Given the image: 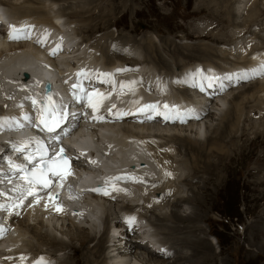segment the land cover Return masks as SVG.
Segmentation results:
<instances>
[{"label": "bare ground", "instance_id": "obj_1", "mask_svg": "<svg viewBox=\"0 0 264 264\" xmlns=\"http://www.w3.org/2000/svg\"><path fill=\"white\" fill-rule=\"evenodd\" d=\"M19 1L20 2L16 3V1L13 2L11 0H0V9L2 11H4L6 14L12 15L14 18L16 17V19L17 20L19 19L20 21L25 22L26 20L31 19L34 21L36 20V23L42 22V23L50 24L51 29L53 31H46V30H44V28L37 30L36 27L33 26V28L22 29V30H14L13 27H9V33L8 34L1 35V33H0V101H2L3 104H5L6 102H10L9 106L14 103L15 99H13L12 101L8 100V97L6 98V95L4 97L3 92L8 93L12 90V92L16 96H18L17 99L22 98V100H24V97H23L24 93H28V92L34 93L33 91H35V88H33L32 86H26V87L23 86V85H25L24 83H22L23 85L21 86L17 82V79H19V78L17 77V75H15L16 73H22L23 72L21 67H23L22 66L23 61L25 60L24 58H26V56L32 58L31 64H33V65H35L38 62V60L41 59V61H42L40 63L41 68H46V67L42 66L43 62L49 63L50 64L49 66L51 67L52 71L56 74V76L59 73H62V71L59 70V68H57L58 64L54 62L53 57H49L48 54L46 53V51L44 50V48L35 43V39H43L44 41L46 39H49L45 42L46 43L45 47L47 49H49L51 47V44H53V43H59L60 45H62V48H64L65 44H67L69 41L75 42L77 39H75V37H73V35L70 34L68 31L67 32L64 31L66 28L64 30L63 29L61 30V27L63 25L62 23H64V22H61L62 25L60 24L61 26H60V28H58L56 25L53 26V24H54L53 19L55 18L58 21V19L61 17L60 14L63 15L64 13L66 15H69V16L75 15L76 12H77V14L88 13L89 14L88 20H90V23H91L92 20L90 18H91L92 12H91V9L89 8V6H91V4L98 3L99 0H86L83 2V4H81V7H79V8L74 6L71 2H69L70 4L68 3V6L66 4V6H63L61 9H59V11L55 12L56 13L55 15H52V16H50V14L52 12L49 13L52 8L51 9L48 7H47L48 9L45 8L43 5L44 1H43V3L39 2V0H19ZM53 1H56V0H53ZM203 1H205V0H203ZM66 2H68V1H66ZM228 2H230V1L225 0L223 3L220 1L218 3L216 1L215 2L216 4L214 6V7H216L217 4H219L220 9L218 12L220 13V15H221V13L223 15V17L222 16L219 17L220 18L219 21H222L223 23L229 22L231 17L233 15H235V12H236L235 8H234L235 12L233 11V6H232L231 2H230V5H228ZM212 3L213 2H210V1H205V4L199 3L198 7L195 9H198V10L202 9L205 5L210 6ZM32 4H34L35 7ZM24 5L27 8H28V6L30 8L24 9ZM17 7L19 9H17ZM77 8L80 9L81 11L79 12L78 10H76ZM67 9H70V12ZM73 10H76V12H74ZM254 10L251 11L252 15H250V13L248 14V18H247L248 21L252 22V20H255L259 15L264 13L258 9H256V10L259 13L256 10L255 11ZM109 12L110 11H107L103 17L108 18V16H110V14H108ZM16 13L19 16H17ZM28 22L29 21H27L25 23H28ZM26 32H28V33L32 32L33 37L31 39H28V37H25L21 41L10 38V33L16 35V34H25ZM260 32L264 33V26ZM232 35H231L232 39L230 38L231 41H233V39H235L234 38L235 36L232 37ZM244 37L245 36L243 35L242 38H244ZM87 38H89V37H87ZM245 38H247V37H245ZM133 41H134V39H133ZM150 41H152V40H150ZM128 42H131V40L129 38H128V40H124V42H121L120 46L123 47V45L128 44ZM148 42H149V40H148ZM63 43H64V45H63ZM142 44L140 45V48L146 53L145 55H147L148 58L153 57L155 59V61L157 60V62L159 64L164 65V66H168L167 65L168 61L166 60V58L162 52V49H161L162 47L158 46L156 43H154L156 45L148 43L150 45H154V47H152L150 45H148L150 47H147V42L142 43ZM229 44H232V43L229 42ZM170 45H171L170 43L168 44V42H166V46L169 47V50L172 51L173 55H175V53L177 51L179 52V55L185 54L186 47H182L181 45H174L172 47V45L171 46ZM95 47H97V45H95ZM106 47H107V45H105L103 48V50H104L103 54H102L103 57L105 55L104 53H105ZM191 48H192L191 46H188V48L186 50L189 51L191 54L196 53L197 55H203V58H201V59L204 60V62H203V64L199 63L200 65H199L198 69L201 70L202 65H203V77H204L203 81H205V82H212L211 77L215 73H220V72H225V71L227 72V71L232 70V68H230V67L238 68V69L246 68L247 70L248 69L250 70L253 68L257 69L261 64H264V52L257 53L255 55L256 57H253L255 59V61H252L253 58L250 61L248 59L246 60V59H243V57H240L242 59H240V61H238L239 63H237L236 61L228 59V57L231 56V54H229V53L224 57V59L220 60L219 58L221 56L218 53H221V52H219L220 50H218L217 48H214L213 46H209V47L197 46V47H194V49H192V50H191ZM79 50H80V48H79ZM166 50H167V48H166ZM234 50H235V48H234ZM236 50H238V49L236 48ZM75 51H77V50H75ZM224 51H227V50H224ZM70 52H71V49L70 50H64L63 49L62 51H58L56 53V55L59 56L58 58L63 59V61L61 60L62 62H60V63H64L63 65H66V66H64V71L66 73L69 71H71V72L73 71V70H71L72 66H69L70 62L68 61V57H69ZM87 55L88 54H86V56ZM86 56H84V57H86ZM198 57H200V56H198ZM90 59L91 58L89 57V60ZM96 59H98V58H96ZM96 59H94V60H96ZM226 59H228V60H226ZM107 60H108V58H105V61H107ZM58 61H60V60H58ZM115 61H117V60L111 58L110 60H108L105 63L114 64ZM210 61L215 62L216 64L218 62L219 65L217 64V67H215V68H217V69L221 68V69L211 71L210 68H208V66H209L208 64L209 63L213 64V63ZM80 62H85V61L81 60ZM90 62H92V60H90ZM137 62H140V61H137ZM137 62H131L134 64H130L131 67L129 69L135 70V71H133V73H127L128 72L127 69H125L123 71L124 74H127L131 78H133L134 82L131 84L129 81H126L123 79L122 86H121V88H119V90H117V92L123 93V92H127V91L132 92L133 90L134 91L136 90L137 96H138V102L146 103L148 101H156L158 95L150 87L151 84L148 82V76H151L153 78H158V77H160V74H162L163 80H165V79L170 80L171 78L175 77V81L178 82V85L173 86V84H168L171 88L168 89L166 86H163V90L164 91H169V90L173 91V92H175V98L176 99H177V97L179 98V96H181L182 98L186 99L187 102L194 104L192 106L195 107V110L197 113L207 112V119L205 118L206 121L203 122L204 127H205V123L207 121L210 122V121L216 120V122H214V125L209 124L210 126L205 127V128L209 129V131H208L209 134H207V135L205 132L206 129L203 127V125H201L200 122H198L199 120H197V121L194 120L196 122H194V121L191 122V120L185 121V123L188 122L187 124H190V126L188 125V127H187L189 133L193 132L195 134L194 137H191L188 135H181L180 133L178 134L175 132H170L168 129H167L168 130L167 131V130H165L164 127L157 126V124L161 125V122L159 120L156 121L154 119L151 122H154V124L156 123V126L155 125H152V126L157 127V128H150L151 127L150 123H145L144 121L140 122V124L143 127H146L148 130H151L150 132L140 133L139 131L135 130L134 128H131L129 126H125V124H124L125 122H124V123H122V125H124V127L122 126V128L120 129L121 132L118 130L121 133V136L119 137V139H117V137H114V135L112 137V140L115 141L116 146L118 145L117 148L115 149L116 154L128 155L132 151V149H138V151L134 152L132 156H136L138 159L143 158L144 157V153H143L144 148L141 146V142H143V144H145V146H146V149L148 148V150H150L152 152V157L155 158L154 160L156 162L160 161L159 162L161 165L160 166V177L158 179H156L157 182L154 186H157L162 181H164L163 182L164 184L162 183V186H159L161 188H159V187L156 188V190H155L156 192H154V194H148L147 195L145 207H143V206L141 207L142 211L144 212L141 215L144 216L146 218V220L149 222V224L151 225V229H150L151 232L149 234V237H152L155 235V238L158 241H160L161 244H164V245H162L163 247H168V250L166 249L163 252H154L151 249H149L146 245H142L139 243L132 242L131 241V232H129L131 227L124 225L123 222L120 223V221L118 219L119 216H118L116 210H120L121 205L119 207H116V208L112 204H106L105 202H104V204L99 205L100 203H98V202L101 201L102 199H98L94 195L85 194V195L81 196L78 192H76L70 188L71 187V186H69L70 184L68 185L69 186V188H68L69 193L71 195H75L78 197L77 200L72 203V205H74L80 211H85L84 204L88 205L89 208L87 210H88V213L93 215V219H92L93 221H86L85 223H83V222L80 223V222H77L76 220H74L72 218H67V217H62V216H59V217L55 216L56 217L55 218L53 216L45 214L47 209H44L43 207L36 206L32 210L31 209H28V211L23 210V211H26L25 216L29 222L33 218H34V221L37 220L38 217H35L36 215H41L40 216L41 218L36 221L38 223L36 225H39V226H37L36 228H32V227L28 228V226H27V228L25 229L24 235L27 233L29 235H32L33 238L35 237V239L37 237L38 239H40V241L42 242L43 245H51V246L56 247V249H58V250L68 249L71 246H74L73 242H75V240H76V242L78 241L80 244L79 247H76V248L71 247L70 248V249H74V250H73V255H72V261L69 264H139L138 259H140L139 260L140 263H144V264H165L166 262H168L166 259L168 256L166 258H165V256L168 254H171V253H174L173 259L177 263L179 261H180V263H182V262H187L190 260L191 261V263L189 261L190 264H216V259H215L216 254H212V255L203 254V253H208V254L211 253V245H210L209 239H207L208 237L206 238V236L203 235V231H202V228L199 226V223L196 224L197 222L201 221L202 218H204V216L206 214V211L202 212L203 209L208 208V207H206V203H208L207 199L210 196V193H209V187L207 185L208 184L207 181H209L210 177L214 178V181L216 182V184L219 185L220 188L222 189V187L224 186L225 183H226L225 184L226 186L229 183L228 177L230 175L231 169L233 168V164H236V166L237 165L243 166V164H244V166L246 168L248 163H250V161L254 158V160H252L251 167L249 168V170H247L246 173H247V176H249V178H250L249 183L252 185V189L258 192L259 197L261 198L260 200L264 199V156L256 155V154L249 153V152L245 155V153H244V150L246 148H248L246 142H249L250 146H254L257 143V139H260V138L264 139V113L259 114V112H257L259 115H258V118H256V121H254V122H252L253 120H249V118L246 117V116H248V115H246L248 108L251 110L254 105L259 106L260 104H264V94H263L264 93V82H262L261 80H256V79L252 80L248 84H243V86H240L234 92L231 90L232 91L231 95L228 93L227 96H224L225 94L223 95L221 93H217V94L213 95V97H217L216 99L220 102V103H218V102L213 100V97H210L209 99H204L203 94L197 93V91L192 89L189 85H185V84L192 83V80H188L187 77L183 76V75H185V72H187L188 69L192 66H184L185 70L181 71V70L177 69V71L175 73H172L173 70L170 66L167 68L164 67L166 71H163V72L155 71L156 67L153 66V63L151 60H150V62L152 63V68L151 67H149V68L152 70H149L148 66L145 64H142V63H141L142 64L141 66H137L136 64H139ZM234 62L237 64H233ZM27 63H29V61H27ZM195 63H193V64H195ZM221 64H225V66L224 65L222 66ZM204 67H206V68H204ZM161 68H163V66ZM143 71H145V72H143ZM183 71H185V72H183ZM154 72H157V73L155 74ZM12 75H15L16 81H8L9 79L4 80L2 78V76H5V77L9 76L12 78ZM259 75L264 80V74H259ZM182 80H185V81L182 82ZM193 82H195V80ZM242 82H244V81L241 80L239 82L240 85L242 84ZM239 83L236 84V87ZM11 85H14L13 89L10 88ZM158 86H159V84L156 87H158ZM191 86H193V85H191ZM229 88H231V86L228 87L223 92L225 93L226 91H229L230 90ZM233 89H235V87ZM174 90H177V91H174ZM235 92H237L239 97L241 95H243L245 97V98H243V101H241L242 105L240 106V105H237L236 103L235 104L232 103L231 105L228 104L229 106H227L225 101L230 99L228 97L232 96ZM253 92H255V93L253 94ZM218 95H219V97H218ZM220 95H223V96H221L222 98L220 97ZM196 96L198 98L197 100H195ZM238 96H236V97H238ZM70 97H72V95H68V98H70ZM236 97L234 99H236ZM212 102H213V104H212ZM204 104H206V105H204ZM207 104H208V107H207ZM209 104H210V107H209ZM207 108H209V109H207ZM2 109H3V105H0V112ZM25 109H29V107L26 105ZM225 109H226V111H225ZM243 110H244V116H243L244 121H246L248 125H250V122H252L251 125L249 126L250 128L253 127L254 124H259V123H260V127L262 126V128L260 130H254V131L249 130L252 132L251 134H254L253 138L250 137L251 135H249V133L247 132L248 130L246 127L238 129V127H239L238 123L240 121V114L243 112ZM210 112H213L214 116L212 114H210ZM130 119H132V118H126L124 120L129 121ZM124 120H122V121H124ZM165 122L168 124L169 123L174 124L177 122V120H173L171 122H167V121H165ZM166 123H164V124H166ZM119 124L120 123L101 124V125H98V127H99V129H102V130L103 129L109 130V129H114L115 126H117ZM177 125H175V127H177ZM230 125L234 126L233 131L230 129ZM169 127L173 128V126H169ZM254 129H256V128H254ZM26 131H31V130L26 129ZM88 132H90V131H88ZM18 133L21 134L22 131L18 132ZM78 135L76 136V139H78ZM3 137H4L3 134H1L0 139H2ZM134 138L138 139L140 141H138V143H137ZM144 141H146V142H144ZM150 141H153L154 143H156L155 148L152 146H149ZM175 141H178L181 145V148L184 149V157L185 158L181 161V163L184 161L183 167L185 168L186 172L188 171V173L185 176H183V178H182V174L179 175L178 170H173V166H172L173 164L171 163V161H169L166 158L162 159L159 157L158 146H161L159 144H162L163 146H165V148L163 146H161L160 150H162V152H163V149H164V153L167 154V156H168L171 153V150H169L167 148V144H169V142L171 144H173V142H175ZM96 142H97V144H102L98 140H96ZM2 145H3V142L0 141V147H2ZM105 148H107V147H105ZM174 149H175V145H174ZM237 154L240 155V157L234 161L233 158ZM112 157H113L112 155L108 157L106 153L104 155H102L101 157L98 156L96 158V161H97L96 165H98L99 163H108L107 160H113ZM214 157L217 158V160L216 159L212 160ZM257 157L262 158V160L259 161V162H261V164H258L256 162ZM249 158H251V159L249 160ZM114 159H117V157H114ZM88 172H89V174L85 178L88 180L86 183L93 187V185H95V184H94V179L91 177H94V175L91 173L94 171L90 170ZM198 176H199L200 180L202 181V183H201L203 185L202 187H204V189H205V191H203L204 193L201 192V194H197V192H196L197 190H196L193 194L194 195V201L198 205V210L201 211V213H196V214H199V216L191 217V215L189 213L187 215L183 216V214L182 215L179 214V210H177V209L172 210L170 213H164V211L161 212V210L158 211L159 207L161 206V205H159V203H160L159 199H163L164 195L168 192L172 193V192L177 191L178 187L175 186L176 181H179L180 183H183L184 181H186L187 184L191 185V184H193V182L189 179V177L194 178V177H198ZM197 187H199V186H197ZM174 189H175V191H173ZM76 193H78V194H76ZM258 194H256V195L258 196ZM256 195L254 197H256ZM217 197H218L217 194L215 196H213L211 206H212V204L214 205V200L217 199ZM152 198L156 199V201H153ZM191 198H193V197H191ZM191 198L190 197H183V196H179V195H176V196L173 195L171 198H168V199L166 198L167 200H165L162 204L166 205L165 202H167V204H169V203L173 202V199H174V205L181 206L182 203L187 202V200H189ZM85 200H88L90 203L87 204V203L80 202V201H85ZM92 200H93V202L91 203ZM102 201H107V200H102ZM111 205H112V207H111ZM263 205H264V203H263ZM124 207H126L130 210H132V208H133V207H130L128 205H125ZM101 209L104 211L103 216L100 213ZM262 210H264V209H262ZM110 211H113V212L110 213ZM85 216L88 217V214L85 213ZM82 217L84 218L83 215H82ZM101 217H102V227L99 228V223H100ZM12 219L13 218H11L10 221ZM24 219H25V217H24ZM59 219L64 221V224L66 221H68L67 224L69 225V227L72 228V231L69 230L70 233L67 230L66 231L64 230V232H61V234L58 233V231H60V230H58L56 225L53 223H58ZM115 220H118V222H117L118 225H116V226L114 225L116 228H114L112 226V222ZM49 221L50 222L54 221V222L50 224ZM165 221H169L170 223H168V222L165 223ZM29 222H27V223H29ZM12 224H13V222H12ZM17 224L19 226H21V224L19 222H17ZM26 224H24V225H26ZM153 226H154V230L158 226L157 233L155 231L153 232ZM263 226H264V214L263 215H256L254 217L252 225L251 226L248 225V229L250 230V234L244 233L245 237H246L245 239L250 244V247L248 246L249 248L246 251V254H249V258L251 259V261L253 260V256L256 259L257 255H261L258 257H262V259H264V239H262V236H261L262 233H264V227ZM117 227H118V229H117ZM0 228L5 230V227H3V226H0ZM12 228L13 229L15 228L14 225H11L10 228L8 229V231ZM61 228H63V227H61ZM18 229L20 231L21 228H18ZM251 230H252V232H251ZM246 231H248V230H246ZM75 232H80V233L75 234ZM133 232H135V231H132V233ZM200 233L202 235H200ZM10 234H12V233H9L8 235H10ZM19 234H21V233H19ZM6 235H7V233H5L2 236V238H0V246H5L7 248L8 247L7 243H9V242L4 240V238H6ZM64 235L66 237H64ZM157 235H163V236L161 239H159ZM76 236H78V238H76ZM192 236H197L199 238H198V240H192V241L188 240V237L191 238ZM200 237H202L203 241L201 240ZM11 239H13V238H11ZM217 241H218L217 243H219L218 237H217ZM10 242H11V240H10ZM31 242L33 244V241H31ZM31 242H30L29 247L32 245ZM26 245L25 246L28 247V244H26ZM9 247H10L9 248L10 250H15V249H11V244ZM12 247H13V245H12ZM184 247L190 248V252L189 253H183L182 248H184ZM6 248H5V250H6ZM9 249H7V250H9ZM29 249H30V251H29ZM29 249L28 250L26 249L27 251H22V250L18 251L17 250V251H15V253H12V254L10 252H6V254L8 253V254H10L9 256H11V257H9L11 259L9 262H12V261L15 262L16 261L15 264H31L32 259L43 258V260H45V263L47 262L46 264H51L50 261H47L45 259L46 255H44L42 252L41 253L39 251L34 252L33 249L31 252V248H29ZM199 249H201L202 251L201 252H194V251L199 250ZM34 250H35V247H34ZM143 250L146 251V253H148L147 256L143 255L145 253V252H143ZM251 250L254 252H251ZM115 252H121V253L125 252V255H127V253H129V254L132 253V255H130V256H133V258H135L136 262L133 260V258L131 259V261L128 259L126 261H124V260L114 261V257L116 256ZM1 255L2 254H0V256ZM87 255H89L88 256L89 258L87 257ZM117 256L120 257L119 255H117ZM6 258L7 257H5L4 259L2 258V260L0 258V262L5 260ZM169 258H170V256H169ZM119 259H121V258H119ZM66 262H68V261H66ZM3 263H5V262H3ZM262 264H264V263H262Z\"/></svg>", "mask_w": 264, "mask_h": 264}, {"label": "rangeland", "instance_id": "obj_2", "mask_svg": "<svg viewBox=\"0 0 264 264\" xmlns=\"http://www.w3.org/2000/svg\"><path fill=\"white\" fill-rule=\"evenodd\" d=\"M11 1H13V2L16 1V3L20 2L19 0H11ZM43 1H44V3H43ZM66 1H68V2H66ZM84 1H86V0H65V1L64 0H61V1L60 0H56V1L39 0V2L43 3L45 8H47V7L50 9L52 8L51 9L52 11L50 10V12H49V13L52 12L50 14V16L55 15L56 14L55 12L59 11V9H61L63 6H66V4L68 6L69 2H71L74 6L79 8V7H81V4H83ZM205 1H210L213 3L210 6L205 5L202 9H199V10L195 9L198 7L199 3L205 4ZM205 1H203V0H99L98 3H94V4H91V6H89V8L91 9V12H92L91 13L92 15L90 18L92 20L91 23H90V20H88L89 14L88 13L77 14L76 10H78L79 12L81 11L80 9L77 8L76 10H73L74 12H76L75 15L69 16V15H66L64 13L63 15L60 14L61 17L58 19V21H57V19L54 18L53 20H55V21H54L53 26L56 25L58 28H60V26L63 24L61 27V30L62 29L64 30L66 27H69V28H66L64 31H66V32L68 31L70 34L73 35V37H75V39L80 40V42L73 49H71L69 57L71 56V54L75 50H77L73 54L80 52L78 58H82V61L89 60V57L91 58L90 60H92V61H96V62L98 61V62H102V63L107 62L111 58L115 59V60L120 59V60H124V61H128V59H130V61H128V63L140 61L137 63H139V64L145 63V65L148 66L149 70H151L149 67L152 68V63H153V66L156 67V71H161V72L166 71L165 68H167L169 66L173 70L172 73H175L177 71V69H179L181 71L185 70L184 66H192V64L195 62L203 64L204 60L201 59V58H203V55H197L196 53L191 54L189 51L186 50L188 48V46L192 47L191 50L197 46H202V47L203 46L204 47L205 46H207V47L213 46L214 48H217L218 50H220L219 52H221V53H218L221 56L219 58L220 60L224 59V57L229 53V54H231V56H229L228 59L236 61L237 63H239L238 61H240V59H242L240 57H243V59H246V60L248 59L251 61L253 57H256L255 55L257 53L264 52V33L260 32L264 26V13L259 15L260 17L258 16L255 20H252V22L248 21V19H247L248 14L250 13V15H252L251 11H253L254 9L255 10L258 9V10H261L262 12H264V0H228L231 2L232 6H233V11L235 8L236 12L234 11L235 12V15H233L234 17L232 16L231 19L229 20V22H227V23H223L222 21H219V19H220L219 17H221V16L223 17L222 13L220 15V13L218 12L220 9L219 4H217V6L214 7L216 4L215 3L216 1L218 3H219V1L223 3L225 0H205ZM230 2H228V5H230ZM32 5L35 7L34 4H32ZM26 8L27 7L24 5V9H26ZM28 8H30V7L28 6ZM17 9H19V8L17 7ZM67 10H69V12H70V9H67ZM107 11H110L108 13V14H110V16H108V18L107 17L105 18L103 16L105 15V13ZM17 16H19V15L17 14ZM61 20H63L64 23L61 24V22H60ZM231 35H232V37L235 36L234 37L235 39H233V41H231V39H232ZM243 35L247 38H245V37L242 38ZM87 37H89V38H87ZM128 38L131 40V42H128V44L123 45V47L120 46L121 42H124V40H128ZM228 38L229 39L231 38V39L229 40ZM133 39H134V41H133ZM148 40H149V42H148ZM150 40H152V41H150ZM145 42H147V47H150V46L154 47V45H156V44L158 46L162 47L161 49H162V52H163L166 60L168 61L167 62L168 66L161 65L157 62V60L155 61V59L153 57L148 58V56L145 55L146 53L140 48V45L142 43H145ZM166 42H168V44L170 43L172 45V47L174 45H181L182 47H186L185 54L179 55V52L177 51L175 53V55H173L172 51L169 50V47L166 46ZM229 42H231L232 44H229ZM148 43H151V44L156 43V44L150 45ZM95 45H97V47H95ZM105 45H107V47L105 48V53H104L105 55L103 57L102 54H103V51H104L103 48ZM148 45H150V46H148ZM79 48H80V50H79ZM121 48L131 51L132 55H130L127 51L123 52V54L120 53V51L118 49H121ZM166 48H167V50H166ZM234 48H235V50H234ZM236 48L238 50H236ZM224 50H227V51H224ZM83 54H85V55H83ZM86 54H88V55L86 56ZM84 56H86V57H84ZM124 56H127L128 59H125ZM136 56H138V57H136ZM198 56H200V57H198ZM96 58H98V59H96ZM105 58H108V60L105 61ZM94 59H96V60H94ZM228 59H226V60H228ZM150 60L152 61V63L150 62ZM252 61H255V59L253 58ZM210 62H212V61H210ZM212 63L213 64L209 63L208 65L210 67H213V68L217 67L218 62H217V64L215 62H212ZM237 63L234 62L233 64H237ZM62 64H64V63H62ZM106 64H108V63H106ZM132 64H134V63H132ZM221 65L225 66V64H221ZM162 66H163V68H161ZM255 79L261 80L262 82H264L263 78L258 79V77L254 76L251 79L242 82L241 85H237V87L234 86L235 89H233V87L229 88L230 90L228 89L229 91H226L227 93L225 92L224 93L225 95L224 94L223 95L227 96L228 93L231 95L232 91L234 92L240 86H243V84H248L249 82H251L252 80H255ZM174 91H177V90H174ZM237 92H235L232 96H229L228 98H230V99L225 101L227 106L231 105L232 103L233 104L236 103L237 105H240V106L242 105L241 101H243V98H245V97L243 95H241L239 97ZM254 93L255 92H253V94ZM223 95H220V97ZM235 95L238 97H236ZM218 97H219V95H218ZM235 97H236V99H234ZM195 98H196L195 100L198 99L197 97H195ZM210 104H209V106H210ZM212 104H213V102H212ZM225 111H226V109H225ZM257 112H259V114L264 113V104H260L259 106L254 105L251 110L248 108L247 114H246L248 116H246V117H248L249 120H253L252 122H254V121H256V118H258V115H259ZM210 114H212L214 116L213 112H210ZM243 116H244V110L240 114V121L238 123L239 124L238 129L246 127L248 130L247 132L249 133V135H251L250 137L253 138L254 134H251L252 133L251 131L260 130L262 128V126L260 127V123L254 124L253 127H251L252 128L251 129L249 126L251 125L252 122H250V125H248L247 122L244 121ZM205 118L207 119V112H204V114L200 118L201 120L199 119L200 123H201V125H203V127H204L203 122L206 121ZM126 121H128V120H124L120 124L125 122L124 123L125 126H129L131 128H134L135 130L139 131L140 133H147V132L151 131V130H148L146 127H143L140 123H135L134 121H131V122H126ZM214 122H216V120L210 121V122L207 121L205 123V127L210 126L212 124L214 125ZM187 123L188 122H186V123L184 122L181 124L178 123V125L177 124L170 125V126H173V128H170L169 126H162V127H164L165 130L168 129L170 132H175L178 134L180 133L181 135H188V136L194 137L195 134L193 132L189 133L187 127H188V125L190 126V124H187ZM175 125H177V127H175ZM122 126L124 127V125H122ZM122 126L121 127L115 126L114 129H109V131L116 130L117 128L120 131ZM254 128H256V129H254ZM205 129H206L205 130L206 135L209 134V132H208L209 129L208 128H205ZM230 129L233 131L234 126L230 125ZM249 130H251V131H249ZM144 142H146V141H144ZM246 143H247L248 148H246L244 150L245 155L249 152V153H253L256 155L264 156V139H262V138L257 139V143L254 146H250L249 142H246ZM169 144H167V148L169 150H171V153L168 156H167V154L164 153V149H163V152H162V150H160L161 146H163V145L159 144V145H161V146H158L159 157L162 159L166 158L169 161H171V163L173 164L172 165L173 170H178V169L181 170V171H179V175L182 174V178H183V176H185L188 173V171L186 172L185 168L183 167L184 161L181 163V161L185 158L184 157V149L181 148V145L178 141L173 142V144H171L169 142ZM174 145H175V149H174ZM149 146H152L155 148L156 143H154L153 141H150ZM163 147L165 148V146H163ZM239 157H240V155L237 154L233 158L234 161ZM215 159L217 160V158H215V157L212 160H215ZM250 159L251 158H249V160ZM256 159H257L256 162L258 164H261V162H259V161H261L262 158L257 157ZM252 160H254V158ZM252 160L250 161V163H248L246 168H245L244 164H243V166L241 165L242 167L240 165L236 166V164H233V168L231 169L230 175L228 177L229 183L227 186L225 185L226 184L225 183L224 186L222 187V189L220 188L219 185L216 184V182L214 181V178L210 177L209 181H207L208 182L207 185L209 187V193H210V196L207 199L208 203H206V207H208V208L203 209L202 212L206 211V214H205L204 218H202V220L197 222L196 224L199 223V226L202 228L203 235H205L206 238L208 237L207 239H209L210 245H211V253L210 254L203 253V254H205V255L216 254V257H215L216 264H262V263H264V259H262V257H258L261 255H257L256 259L253 256V260L251 261V259L249 258V254H246V251L250 247V244L245 239L246 237H245L244 233L250 234V230L248 229V225L249 226L252 225V222H253L254 217L256 215H263L264 214V210H262V209H264V205H263L264 199L260 200L261 198L259 197L258 192L252 189V185L249 183L250 178H249V176H247V173H246L247 170H249V168L252 165L251 164ZM189 179L193 182V184L189 185L186 183V181H184L183 183H180L179 181L175 182L176 183L175 186L178 187L177 191L172 192V193L168 192L164 195L163 199L159 200V202H160L159 205H161V206L159 207L158 211L161 210V212L164 211V213H170L172 210L177 209V210H179V214H181V215L183 214V216L187 215L188 213L191 215V217L199 216V214H196V213H201V211L198 210V205L194 201V195L193 194L196 190H197L196 191L197 194H201V192L204 193L203 191H205V189H204V187H202L203 186L201 184L202 181L200 180L199 176L194 177V178L189 177ZM163 182L164 181L160 182V184H158L156 186V188H158L159 186H162ZM197 186H199V187H197ZM156 188L154 187L153 189L156 190ZM159 188H161V187H159ZM173 191H175V189ZM253 193L255 195L258 194V196L256 195V197H254L255 195ZM76 194H78V193H76ZM216 194L218 195V197H217V199L214 198L215 199L214 205L212 204V206H211L212 198ZM173 195H175V196L179 195V196L190 197V198L193 197V198L187 200V202L182 203L181 206L174 205V199H173V202H171L169 204H167V202H165L166 205L162 204L165 200L168 199V197H170V196L172 197ZM80 202L87 203V204L90 203L88 200L80 201ZM104 202L106 204H111L112 201H102L101 200L98 203H100L99 205H102V204H104ZM112 205H111V207H112ZM117 207H119V206H117ZM112 212L113 211H110V213H112ZM100 213L102 216L104 215V211L102 209L100 210ZM40 216L41 215H36L35 217H38L37 220H39L41 218ZM23 219H18L15 222H13V225L15 227L13 230L16 231V233H17V235L15 237L16 240L14 239L13 234L8 235V233L6 235V238H4V240L9 242V243H7L8 249L10 248L9 247L10 244L12 247V245L13 246L15 245L16 241L19 242V244H18L19 246L12 248L15 250H10V249L7 250L6 249L7 252H10L12 254V253H15V251H17V250L18 251L19 250L27 251L29 248H31V252L33 249L34 252L39 251L40 253L42 252L44 255H46L45 259L47 261H50L51 264H69V263H71L74 249H70V248L71 247H73V248L79 247L80 244L78 241L76 242V240H75V242H73L74 246L70 245L71 246L70 248L64 249V250H62V249L58 250V249H56V247L51 246V245H43L42 242L40 241V239H38L37 237L35 239V237L33 238L32 235H29L27 233L24 235V232H25V229L27 228V226H28V228H30V227L36 228L37 226H39V225H36V224H38L36 222L37 220L34 221V218H33L30 221L31 222L30 223L28 221V219H26V216H25V219L24 220ZM26 221L29 223H27ZM17 222H19L21 224V226H19L17 224ZM53 222H50V224ZM67 222L68 221H66L64 224V221L59 219L58 223H53L56 225L58 230H60V231H58L59 234H61V232H64V230L65 231L67 230L69 233H70L69 230L72 231V228L69 227ZM117 222H118V220H115L112 222V226L114 228H116L115 226L118 225ZM167 222L170 223L169 221H165V223H167ZM24 224H26V225H24ZM60 226L63 228H61ZM100 227H102V217H101V220L99 223V228ZM18 228H21L20 231ZM117 229H118V227H117ZM246 230H248V231H246ZM153 231H155L157 233L158 226L155 228V230H154V226H153ZM251 232H252V230H251ZM19 233H21V234H19ZM79 233L80 232H75V234H79ZM133 233L131 232V235ZM200 235H202V234L200 233ZM157 236L159 239H161L163 235H157ZM261 236H262V239H264V233H262ZM64 237H66V236L64 235ZM192 237L191 238L188 237V240H191V241L192 240H198V238H199L197 236H192ZM217 237L219 238V243H217L218 242ZM11 238H13V239H11ZM76 238H78V236H76ZM200 238L203 241L202 237H200ZM10 240H11V242H10ZM31 241H33V244ZM30 242L32 244L31 245L32 247L31 246L29 247ZM26 244H28V247H26L27 246ZM34 247H35V250H34ZM51 247L53 250H50ZM182 249L181 250L183 251V253H189L190 252V248L184 247ZM29 251H30V249H29ZM46 251H47V253H46ZM201 251L202 250L199 249V250H196L194 252H201ZM143 252H145L143 254L144 256L148 255V253H146V251L143 250ZM251 252H254V251L251 250ZM0 254H2V253H0ZM121 254L122 253L117 254L120 256V257L117 256L118 259L123 256V254L122 255ZM4 255H8V257H9L10 254L5 253ZM127 255H129V256H126L127 258H130V257L133 258V256H130V255H132V253H130V254L127 253ZM173 255H174V253H171V254H168L165 256V258L168 256L166 258L168 262H166L165 264H186V263L190 264L191 263L190 260H189L190 263H189V261L182 262V263H180V261H179L177 263L173 259V257H174ZM88 256L89 255H87V257ZM169 256H170V258H169ZM0 258L2 260V258L4 259L5 257H3L1 255ZM10 260H11L10 258H6L5 260L1 261L2 263L0 262V264H15L16 261L15 262H13V261L9 262ZM133 260L136 262L135 258H133ZM139 260L140 259H138L139 264H144V263H140ZM66 261H68V262H66ZM3 262H5V263H3Z\"/></svg>", "mask_w": 264, "mask_h": 264}, {"label": "snow or ice", "instance_id": "obj_3", "mask_svg": "<svg viewBox=\"0 0 264 264\" xmlns=\"http://www.w3.org/2000/svg\"><path fill=\"white\" fill-rule=\"evenodd\" d=\"M13 27V29H15V26H12ZM10 38H12V39H15L16 37L15 36H13L11 33H10ZM38 42H40V41H38ZM53 55L55 54L54 52L52 53ZM119 71V70H118ZM199 71V70H198ZM253 73H256V72H260V73H262V74H264V64H261L257 69H252L251 70ZM79 75V74H78ZM244 76H246V73L244 74ZM230 78V77H229ZM237 78H243V77H240V76H238ZM77 87V85H73V88L75 89ZM203 90V89H202ZM73 95H75V92L73 93ZM33 103H35V101H33ZM165 107L167 108L168 106L167 105H165ZM46 108H47V106H46ZM51 111L52 112H56V111H58V109H56V107H55V105L53 104L52 105V109H51ZM165 119H169V117H165ZM0 127H3V125L2 124H0ZM49 131H53L54 130V128L53 127H49V129H48ZM18 151H23V149H17ZM62 151V150H61ZM29 159H31V157H29ZM52 163H55L54 161L52 162ZM16 170L17 171H19L20 169H19V166H16ZM43 172H44V170L43 169H37V170H35V171H33L32 173H31V177H32V179H30L29 180V183H34V182H38V178H39V176H42L43 175ZM54 175H59V173H54ZM45 186H47V182L45 181ZM105 195H107L108 193L107 192H105L104 193ZM4 195H6L5 193H0V196H4ZM28 195H33V193H31V192H28ZM9 207H16V205H5V204H0V211H6ZM58 210H60V209H58ZM132 220H134V218H132ZM131 222V221H130ZM4 231V229H2V228H0V233H2ZM36 264H45V262L43 261V258H40V260H38L37 262H36Z\"/></svg>", "mask_w": 264, "mask_h": 264}]
</instances>
